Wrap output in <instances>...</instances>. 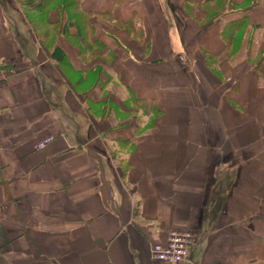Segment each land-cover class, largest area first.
<instances>
[{
    "label": "crops",
    "instance_id": "1",
    "mask_svg": "<svg viewBox=\"0 0 264 264\" xmlns=\"http://www.w3.org/2000/svg\"><path fill=\"white\" fill-rule=\"evenodd\" d=\"M60 1L0 0V264H153L172 229L264 264V0Z\"/></svg>",
    "mask_w": 264,
    "mask_h": 264
},
{
    "label": "built area",
    "instance_id": "2",
    "mask_svg": "<svg viewBox=\"0 0 264 264\" xmlns=\"http://www.w3.org/2000/svg\"><path fill=\"white\" fill-rule=\"evenodd\" d=\"M4 63V58L0 56V67ZM53 139L48 135L38 141L37 148L44 147ZM192 231L187 229H172L165 238L164 243L156 242L150 247V254L154 260L153 264H184L188 261V252L193 244Z\"/></svg>",
    "mask_w": 264,
    "mask_h": 264
},
{
    "label": "rangeland",
    "instance_id": "3",
    "mask_svg": "<svg viewBox=\"0 0 264 264\" xmlns=\"http://www.w3.org/2000/svg\"><path fill=\"white\" fill-rule=\"evenodd\" d=\"M60 4H62V8L63 9H69V11H70V13H76L77 14V16L78 17H80L81 18V20H83V22H85V14H84V16L82 15V14H79L78 12H77V10H76V6H75V1L74 0H61L60 2H59V5ZM29 11V10H28ZM29 13V12H28ZM33 13V11H31V13H29V14H32ZM74 18H69V21H74L73 20ZM37 18L36 19H34V18H32V19H30L29 20V22H30V24H31V26H32V28L33 29H38L39 28V24L40 23H38L37 22ZM39 20H40V18H39ZM84 24V23H83ZM40 30H41V28H39ZM41 31H43V30H41ZM84 36V35H83ZM41 140V139H40ZM39 140V141H40ZM38 143V142H37ZM36 143V144H37ZM36 146V145H35ZM193 235V234H192Z\"/></svg>",
    "mask_w": 264,
    "mask_h": 264
},
{
    "label": "trees",
    "instance_id": "4",
    "mask_svg": "<svg viewBox=\"0 0 264 264\" xmlns=\"http://www.w3.org/2000/svg\"><path fill=\"white\" fill-rule=\"evenodd\" d=\"M40 4V3H39ZM41 5V4H40Z\"/></svg>",
    "mask_w": 264,
    "mask_h": 264
}]
</instances>
